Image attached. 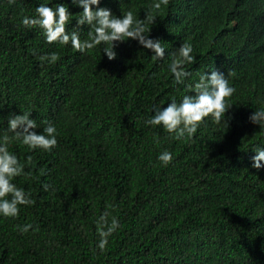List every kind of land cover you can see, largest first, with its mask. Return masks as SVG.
I'll return each instance as SVG.
<instances>
[{
    "label": "trees",
    "instance_id": "16d2710c",
    "mask_svg": "<svg viewBox=\"0 0 264 264\" xmlns=\"http://www.w3.org/2000/svg\"><path fill=\"white\" fill-rule=\"evenodd\" d=\"M39 2L0 0V130L8 115L28 110L38 124L56 125L58 142L50 151L9 144L28 173L15 182L35 203L0 217V264H264V168L251 167L264 131L247 120L264 102V0H168L150 32L165 57L129 38L111 61L23 26ZM102 3L143 18L151 0ZM185 40L196 56L186 82L218 67L231 70L236 91L228 125L206 118L180 141L144 121L154 104L183 94L167 64ZM53 50L55 64L39 60ZM163 149L173 153L166 167L156 160ZM106 203L121 227L101 252L95 220ZM25 223L36 230L19 232Z\"/></svg>",
    "mask_w": 264,
    "mask_h": 264
},
{
    "label": "clouds",
    "instance_id": "9594fccd",
    "mask_svg": "<svg viewBox=\"0 0 264 264\" xmlns=\"http://www.w3.org/2000/svg\"><path fill=\"white\" fill-rule=\"evenodd\" d=\"M13 2V0H9ZM168 0H151L150 5L144 11L143 18H137L133 10L119 11L117 14L111 7L102 3V0H41L34 8L33 15H24L20 23L26 28H38L44 41L48 44H56L59 47L70 46L73 50L84 53L88 50L98 49L108 60L117 57V42H127L129 38L136 41L143 49L151 50V56L155 60L165 57V47L162 39L152 37L150 32L156 19L154 10H160L167 5ZM70 5L80 9L71 11ZM73 13H79L75 19ZM74 21V24H73ZM71 25V27H69ZM87 38H81V32L85 31ZM170 60L167 64L168 72L176 85H184V92L179 97H169L167 103L153 105L152 114L144 121L146 125L159 126L173 139L189 141L197 133L206 118L214 123H226L229 118L226 113L231 108L228 98H231L236 89L230 83L231 70L226 75L218 67L200 72L198 79L187 83L191 76L187 66L193 64L196 56L193 54V45L183 41L175 52L168 53ZM59 59V53L55 50L39 56V60L48 64H55ZM166 104V106H165ZM31 111L11 113L7 117V127L0 130V217L15 218L21 211V206L35 203L24 187L19 186L15 180L17 177L27 176L25 164L21 163L17 154L11 151L9 144L18 141L27 146L29 150L37 149L50 151L57 145V127L51 121L37 123L31 117ZM247 120L254 125H259L264 131V102L254 108ZM42 125V127H41ZM41 129L37 131V129ZM255 153L251 156V167L264 168V143L253 146ZM27 159H31L28 157ZM156 160L163 167L173 161V153L168 149L160 151ZM42 171V170H41ZM43 188L47 190L48 185ZM116 205L106 203L104 210L95 220L96 235L95 249L103 252L109 237L120 227V220L113 214ZM17 230L27 233L30 229L35 231L32 223L17 225Z\"/></svg>",
    "mask_w": 264,
    "mask_h": 264
},
{
    "label": "bare ground",
    "instance_id": "6f19581e",
    "mask_svg": "<svg viewBox=\"0 0 264 264\" xmlns=\"http://www.w3.org/2000/svg\"><path fill=\"white\" fill-rule=\"evenodd\" d=\"M30 206V205H29ZM34 207V206H33ZM22 209V208H21Z\"/></svg>",
    "mask_w": 264,
    "mask_h": 264
}]
</instances>
